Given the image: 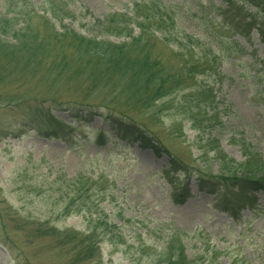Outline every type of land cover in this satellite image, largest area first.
Here are the masks:
<instances>
[{"label": "trees", "instance_id": "trees-1", "mask_svg": "<svg viewBox=\"0 0 264 264\" xmlns=\"http://www.w3.org/2000/svg\"><path fill=\"white\" fill-rule=\"evenodd\" d=\"M5 2V13L0 15V110H9L12 118L1 131L21 129L46 140L68 142L66 137L74 130L98 119L118 140L169 156L163 175L181 204L194 181L199 192L224 195L218 209L234 222L240 211L256 205V195L264 192V161L244 142L236 144L243 158L240 163L224 157L214 138L204 142L206 132L211 134L220 124L214 87L199 80L222 79L223 64L247 54L237 38L250 43L255 34L264 50V0H220V4L133 0L124 12L94 20L87 35L73 30L77 16L65 0ZM258 65L263 71L264 57ZM103 90L109 102L92 99ZM173 97H181L180 109L196 133L202 154L199 164L180 160L137 116L146 113L150 122L157 120L156 109L165 108ZM55 113L65 114L71 123L57 119ZM208 152L215 154L210 162L215 171L203 159ZM81 181L64 176L45 180L51 195L39 197L44 207L40 217L0 200V244L11 246L9 234L20 235L26 248L45 250L59 264H101L102 245L115 246L113 240L119 237L113 221L89 219L90 226L82 232L55 224L72 212L85 209L91 214L86 198L91 187ZM167 232L156 239L155 250L140 238L142 261L195 264L197 255L189 258L183 245L189 235L175 229Z\"/></svg>", "mask_w": 264, "mask_h": 264}, {"label": "rangeland", "instance_id": "rangeland-1", "mask_svg": "<svg viewBox=\"0 0 264 264\" xmlns=\"http://www.w3.org/2000/svg\"><path fill=\"white\" fill-rule=\"evenodd\" d=\"M65 1L77 16L72 29L80 35H87L94 20L124 12L131 7L133 0ZM162 1L198 3L200 0ZM203 1L205 4L211 0ZM212 1L220 4V0ZM4 6L5 0H0V15L5 13ZM237 40L246 48L247 54L223 64L222 79L199 80L201 85L214 87L213 98L220 124L211 134L206 132L204 142L207 138H214L222 155L239 163L243 158L236 144L244 142L252 146L264 161V70L258 65L264 57V50L255 34L250 43L241 38ZM159 49L156 48L157 52ZM107 96L103 90L92 99L102 102ZM175 98L167 100L165 108L156 109L158 116L153 122L147 119L146 113L137 116L142 121L140 123L147 124L180 160L189 163L196 160L199 164L202 154L195 142L196 133L185 121L184 111L178 104L181 97ZM55 116L71 123L63 113H55ZM14 117L18 118L17 115ZM10 118L9 110H0V200L22 213L32 212L34 217H40L44 207L39 197L43 199L51 195L44 185L45 180L60 176L67 180H83L81 182L91 187L86 196L91 214L85 209L79 214L72 212L70 217L55 224L82 232L90 226L89 219L107 217L113 221L119 228L114 234L119 237L113 240L117 243L115 246L102 245L101 264H148L142 261L140 238L145 247H154L155 250L168 229L189 235L183 245L189 258L197 255L195 264H264V192L257 194L256 205L240 211L239 220L234 222L218 209L224 202V195L199 192L194 181L190 182L188 197L181 204L182 199L172 191L163 175V170L169 166V156L165 153L157 156L141 150L136 144L118 140L98 119L88 127L74 130L72 136L66 137L68 142H63L60 139L46 140L36 132L23 133L21 129L1 131ZM99 131L108 135L100 137ZM204 142L201 145L204 146ZM214 155L208 152L203 158L209 160L213 171L216 166L210 162ZM9 239L11 246L0 244V264L60 262L45 250L26 248L20 235L9 234Z\"/></svg>", "mask_w": 264, "mask_h": 264}]
</instances>
